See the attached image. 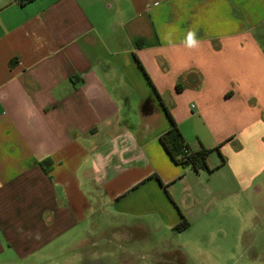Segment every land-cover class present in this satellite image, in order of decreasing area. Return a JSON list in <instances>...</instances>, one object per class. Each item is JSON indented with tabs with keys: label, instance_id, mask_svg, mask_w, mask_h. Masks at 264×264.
<instances>
[{
	"label": "crops",
	"instance_id": "crops-1",
	"mask_svg": "<svg viewBox=\"0 0 264 264\" xmlns=\"http://www.w3.org/2000/svg\"><path fill=\"white\" fill-rule=\"evenodd\" d=\"M0 264H264V0H0Z\"/></svg>",
	"mask_w": 264,
	"mask_h": 264
},
{
	"label": "trees",
	"instance_id": "trees-1",
	"mask_svg": "<svg viewBox=\"0 0 264 264\" xmlns=\"http://www.w3.org/2000/svg\"><path fill=\"white\" fill-rule=\"evenodd\" d=\"M21 3L27 2L30 0H19ZM139 66L143 70V73L145 74L146 78L148 79V82L154 89L158 99L160 100V103L162 104L166 115L170 121V127L163 132L159 136V140L163 147L165 148L166 152L169 154L170 158L177 164H180L182 166H188L192 168L195 171H198L199 169H204L207 171H211L212 169L208 167L207 165V157L210 154V152L213 149H208L205 147H201L199 150L193 151L190 149L189 145L186 143L181 131L179 130L177 123L173 119L172 115L166 108V106L163 104L160 95L158 94L157 90L155 89L154 85L152 84L150 78L148 77L147 73L144 71L143 66L141 63L137 60ZM177 90H180V87L176 86ZM215 150H218V147L215 148ZM220 154V153H219ZM221 159L222 156L220 155ZM223 161V159H222ZM41 165L45 169L46 172H49L52 162L50 159L42 160ZM181 221L173 227L176 231H181L185 229L188 226L187 219L182 215Z\"/></svg>",
	"mask_w": 264,
	"mask_h": 264
},
{
	"label": "clouds",
	"instance_id": "clouds-1",
	"mask_svg": "<svg viewBox=\"0 0 264 264\" xmlns=\"http://www.w3.org/2000/svg\"><path fill=\"white\" fill-rule=\"evenodd\" d=\"M185 43L188 48H195L198 45L196 34L192 31H189Z\"/></svg>",
	"mask_w": 264,
	"mask_h": 264
}]
</instances>
